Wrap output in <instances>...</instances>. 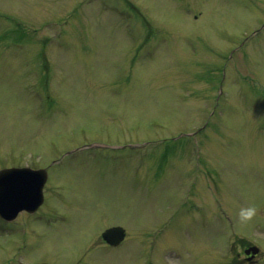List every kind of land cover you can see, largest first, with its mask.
<instances>
[{
	"label": "rangeland",
	"instance_id": "374dc122",
	"mask_svg": "<svg viewBox=\"0 0 264 264\" xmlns=\"http://www.w3.org/2000/svg\"><path fill=\"white\" fill-rule=\"evenodd\" d=\"M24 162L44 202L0 264L264 255V0H0V168Z\"/></svg>",
	"mask_w": 264,
	"mask_h": 264
},
{
	"label": "water",
	"instance_id": "95a60500",
	"mask_svg": "<svg viewBox=\"0 0 264 264\" xmlns=\"http://www.w3.org/2000/svg\"><path fill=\"white\" fill-rule=\"evenodd\" d=\"M40 171L26 168L0 171V180L8 174H12V178L18 179L13 183L8 182L4 185L3 190L0 189V214L6 218H13L19 210L23 208L33 210L40 204L44 182V176ZM102 236L107 242L116 244L123 239L124 230L120 226H115L105 230Z\"/></svg>",
	"mask_w": 264,
	"mask_h": 264
},
{
	"label": "clouds",
	"instance_id": "9594fccd",
	"mask_svg": "<svg viewBox=\"0 0 264 264\" xmlns=\"http://www.w3.org/2000/svg\"><path fill=\"white\" fill-rule=\"evenodd\" d=\"M257 212L258 206L256 204H249L240 208L239 217L242 221H248L256 216Z\"/></svg>",
	"mask_w": 264,
	"mask_h": 264
},
{
	"label": "flooded vegetation",
	"instance_id": "af4514ba",
	"mask_svg": "<svg viewBox=\"0 0 264 264\" xmlns=\"http://www.w3.org/2000/svg\"><path fill=\"white\" fill-rule=\"evenodd\" d=\"M246 257H247V256H245L244 258L246 259ZM252 259H254V258H252ZM248 262H250V263H253V262H254L255 264L257 263V261L255 262V260H250V261H248Z\"/></svg>",
	"mask_w": 264,
	"mask_h": 264
}]
</instances>
